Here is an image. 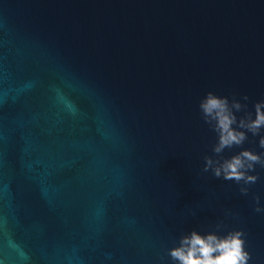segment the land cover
Returning <instances> with one entry per match:
<instances>
[{"label":"water","instance_id":"water-1","mask_svg":"<svg viewBox=\"0 0 264 264\" xmlns=\"http://www.w3.org/2000/svg\"><path fill=\"white\" fill-rule=\"evenodd\" d=\"M209 91L254 118L264 0H0V264H173L234 229L264 264V168L247 195L203 171Z\"/></svg>","mask_w":264,"mask_h":264},{"label":"clouds","instance_id":"clouds-1","mask_svg":"<svg viewBox=\"0 0 264 264\" xmlns=\"http://www.w3.org/2000/svg\"><path fill=\"white\" fill-rule=\"evenodd\" d=\"M247 102L249 97L241 98ZM233 94L231 100L227 96H218L209 91L200 100L199 109L203 121L216 133V143L212 146V156H205L203 171L211 170L216 178L234 181L242 185V195L249 192L248 185L255 184L258 175L249 174L255 171L256 165L264 168V153L250 149H242L238 153L225 157L226 149L240 147L248 139V133L260 135L264 130V100L254 103L253 112L248 111L247 103H241ZM243 112L237 116L236 113ZM259 147L264 149V135L260 136ZM256 212H264L259 206V196H254ZM221 228L220 224L216 226ZM246 233L242 229H234L220 235L218 231L200 233L192 230L179 238L177 246L170 248L167 255L173 264H248L250 253L245 249Z\"/></svg>","mask_w":264,"mask_h":264}]
</instances>
